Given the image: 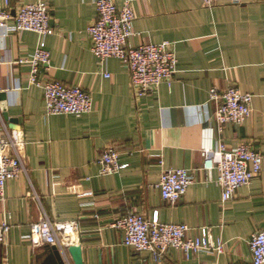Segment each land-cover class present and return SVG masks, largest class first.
I'll return each instance as SVG.
<instances>
[{"label":"crops","instance_id":"crops-1","mask_svg":"<svg viewBox=\"0 0 264 264\" xmlns=\"http://www.w3.org/2000/svg\"><path fill=\"white\" fill-rule=\"evenodd\" d=\"M39 2L52 20L43 46L49 64L40 77L85 90L92 110L81 117L47 115L42 90L29 84V67L16 63L33 54L40 38L9 32L0 40V135L2 123L22 133L26 167V175L6 183L0 202V224L10 226L0 264H63L57 245L32 243L30 225L42 214L78 223V239L69 246H80L82 264H157L148 251L134 254L109 227L129 212L186 225L189 237L222 245L220 254L186 258L170 249L164 264H252L248 241L264 230V162L249 185L222 203L220 189L204 182L202 152L218 142L227 150L247 143L264 158V0H216L211 8L202 0H134L129 45L169 42L177 59L171 86L139 98L119 60H105L108 78L99 71L86 33L95 0H11L10 11ZM228 87L251 94L252 111L242 125L218 132L210 91ZM110 145L122 168L102 176L96 159ZM163 169L193 177L172 206L156 188ZM211 177L217 178L215 169ZM64 259L73 264L66 250Z\"/></svg>","mask_w":264,"mask_h":264},{"label":"built area","instance_id":"built-area-1","mask_svg":"<svg viewBox=\"0 0 264 264\" xmlns=\"http://www.w3.org/2000/svg\"><path fill=\"white\" fill-rule=\"evenodd\" d=\"M216 0H202L205 8L213 7ZM134 0H95L96 18L87 27L86 33L91 41V52L103 77L105 60L113 58L121 62L129 75L132 92L136 98L152 93L161 84L171 86L176 74L177 59L174 45L169 42L159 44H142L130 46L134 36L133 21L135 19ZM11 0H0V40L9 32H32L40 38L39 47L28 59H20L16 63L29 67V84L42 90L47 115H72L81 117L92 110L91 95L85 90L64 85L55 80H44L40 77V68L49 64V53L43 48L45 38L52 31V20L45 3L20 4L12 15ZM12 21V24L9 22ZM210 101L215 104L212 121L217 131L224 125H242L251 115L252 95L243 93L236 87H228L223 91L211 89ZM0 121H2L0 117ZM0 135V202L4 200V190L9 180L26 175L24 164L23 135L17 130H7L2 123ZM203 170L206 173L205 183L216 185L221 191V202L230 201L235 192L250 184V181L262 171L264 158L249 144L241 143L227 150L218 142L211 149H204ZM96 163L100 175L116 174L122 166L118 161L117 149L110 145L105 147ZM217 171L215 180L212 170ZM193 183L191 171L185 169H163L156 188L161 199L167 205H175L185 195ZM110 228L121 232L123 245L134 254L148 251L157 264H164L165 256L170 249L180 252L185 258L191 254L213 251L222 252V245H213L210 240L200 237H189L188 227L183 224H166L155 217L148 220L141 214L129 212L120 216ZM10 226L6 222L0 224V244L6 245ZM33 245H57L65 252L74 244L80 230L75 221H59L49 219L45 214L30 225ZM248 247L252 264H264V230L254 233ZM68 263V261H67ZM208 264V263H199Z\"/></svg>","mask_w":264,"mask_h":264},{"label":"water","instance_id":"water-1","mask_svg":"<svg viewBox=\"0 0 264 264\" xmlns=\"http://www.w3.org/2000/svg\"><path fill=\"white\" fill-rule=\"evenodd\" d=\"M4 119L7 120V116L4 115ZM13 122V121H11ZM66 253L70 256L73 264H82L81 248L78 245L69 246L66 248ZM56 258L64 264L65 252L57 251Z\"/></svg>","mask_w":264,"mask_h":264}]
</instances>
